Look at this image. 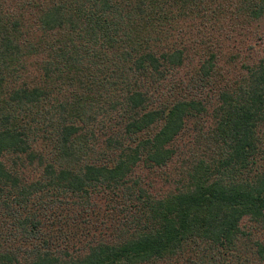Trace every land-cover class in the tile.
Listing matches in <instances>:
<instances>
[{"label": "trees", "instance_id": "1", "mask_svg": "<svg viewBox=\"0 0 264 264\" xmlns=\"http://www.w3.org/2000/svg\"><path fill=\"white\" fill-rule=\"evenodd\" d=\"M259 36L264 0H0V264H264Z\"/></svg>", "mask_w": 264, "mask_h": 264}, {"label": "rangeland", "instance_id": "2", "mask_svg": "<svg viewBox=\"0 0 264 264\" xmlns=\"http://www.w3.org/2000/svg\"><path fill=\"white\" fill-rule=\"evenodd\" d=\"M257 44L256 47L260 50V49H263L264 50V36H259L257 38ZM261 52H264V51H261ZM192 123L189 122V124L191 125V128L188 129L185 134H183V137L184 139L181 140L180 142V139L179 141L177 142L178 144L184 142V141H188L189 139L192 138V135H191V132H192V127L196 124V123H200L196 120V118H193L192 120ZM176 165V161L165 167V168H157L155 170H152V171H146V169H144V171L149 175L150 179H152L153 181V188L156 189L157 191H163V190H166L167 186H169V180H172L173 178L176 177V172L174 170H172V168ZM168 169V171H170L169 175H168V179H167V175H164V171ZM166 177V178H165Z\"/></svg>", "mask_w": 264, "mask_h": 264}]
</instances>
